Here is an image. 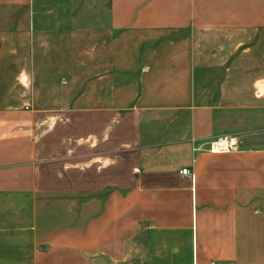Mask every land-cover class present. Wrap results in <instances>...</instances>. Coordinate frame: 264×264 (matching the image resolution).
Here are the masks:
<instances>
[{"label":"crops","instance_id":"1","mask_svg":"<svg viewBox=\"0 0 264 264\" xmlns=\"http://www.w3.org/2000/svg\"><path fill=\"white\" fill-rule=\"evenodd\" d=\"M0 264H264V0H0Z\"/></svg>","mask_w":264,"mask_h":264},{"label":"built area","instance_id":"2","mask_svg":"<svg viewBox=\"0 0 264 264\" xmlns=\"http://www.w3.org/2000/svg\"><path fill=\"white\" fill-rule=\"evenodd\" d=\"M240 148V144L229 135L222 136L218 140L213 141L211 143L210 150L212 152H225V151H233ZM185 175H192V171L190 168H184L182 170Z\"/></svg>","mask_w":264,"mask_h":264},{"label":"rangeland","instance_id":"3","mask_svg":"<svg viewBox=\"0 0 264 264\" xmlns=\"http://www.w3.org/2000/svg\"><path fill=\"white\" fill-rule=\"evenodd\" d=\"M83 197L84 196H73V197H44L43 199H40L41 202H43L45 204V207L48 206L47 208H51V207H54L56 205H60L61 203H78L79 201H84L83 200ZM94 197V195H93ZM89 200V199H88ZM93 200H96L98 201L99 200V197H94ZM57 211H54L52 209H46L45 211V215L47 218L49 219H52L54 215V213H56Z\"/></svg>","mask_w":264,"mask_h":264}]
</instances>
